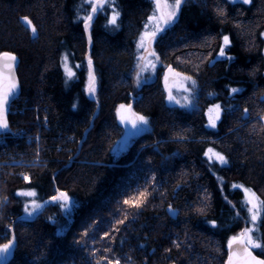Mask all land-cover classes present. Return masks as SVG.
<instances>
[{"label":"trees","instance_id":"obj_1","mask_svg":"<svg viewBox=\"0 0 264 264\" xmlns=\"http://www.w3.org/2000/svg\"><path fill=\"white\" fill-rule=\"evenodd\" d=\"M113 7L117 26L103 7L85 31L83 0H0V54L16 57L13 106L23 110L8 115L6 134L25 131L0 146V246L12 242L3 264H225L229 241L253 228L241 188L259 202L262 247L251 250L264 260V0H184L154 38V81L137 88L135 44L152 1ZM224 36L230 45L217 58ZM165 73L191 79L190 105L167 104ZM119 105L149 128L113 155ZM208 149L227 163L208 161ZM145 191L142 206L123 203ZM60 193L68 211L52 199ZM30 201L41 207L26 213Z\"/></svg>","mask_w":264,"mask_h":264},{"label":"rangeland","instance_id":"obj_2","mask_svg":"<svg viewBox=\"0 0 264 264\" xmlns=\"http://www.w3.org/2000/svg\"><path fill=\"white\" fill-rule=\"evenodd\" d=\"M152 1V11L150 15L148 16L145 25L143 26V29L137 38L136 44H135V50H136V58H135V67L133 72V86L135 88L139 87L142 84H148L154 81L156 69L158 67L157 62V56L154 50V38L151 37V35L145 37L144 39V47H138V44L141 41V37L145 32H148L149 34L153 31L156 24L159 23L160 28L165 27V23L163 20L160 19V17L163 15L165 18L167 17V12L171 10V6L174 5L175 0H160V7L157 8L156 0ZM233 1V0H232ZM83 2L89 6V13L91 12V5L87 2V0H83ZM235 2H241V0H235ZM165 4H167L169 7H165ZM104 7H107L109 9V19L111 18L112 12L114 10L113 4L112 6H109L107 3L104 5ZM155 16L157 19L149 22V17ZM148 25L146 28L145 26ZM158 33V32H157ZM156 33V34H157ZM264 35V34H263ZM156 36V35H155ZM264 38V36H263ZM223 44V41H222ZM140 57H143V59H140ZM217 58H223L219 57L217 55ZM68 66V64H67ZM63 69L66 73L65 69V61L63 59ZM69 69V66H68ZM143 69V70H142ZM72 72V71H71ZM94 73V72H93ZM139 74V77H138ZM67 75V74H66ZM95 75V74H94ZM162 83L163 87L165 89V98L168 105H177V106H183L185 104L190 105L191 104V97L194 93V83L189 79L188 77H185L180 74H171L168 73L162 74ZM88 85H89V72H88V81H87V92H88ZM96 89V86H95ZM89 96H92L94 94H90L88 92ZM171 96V99L169 98ZM13 104V102H12ZM12 104L10 106V110L12 109ZM121 105H119L115 110V116L117 123L122 127L123 129V135L121 139L115 144V146L112 148L111 153L113 155H119L122 152H124L130 145L133 139L138 137L139 135L146 132L149 128L148 121L146 124H142L139 122L137 117L142 116L137 113H135L128 105H124L125 107L123 109L120 108ZM9 110V111H10ZM211 110V111H210ZM207 114V122L208 126H211L212 121H217L218 111L216 109H210ZM10 114V113H9ZM144 117V116H143ZM147 120V118H146ZM136 125V127H133V125ZM209 150V149H208ZM205 152V156L208 161L214 162L218 165H223L224 163H221L219 160L216 159L214 155V151ZM207 153V154H206ZM25 177V176H24ZM24 177H22L24 179ZM25 180V179H24ZM242 193L245 199V202L248 206V211L250 215V219L252 217L253 212L256 213L257 218L260 213V207L259 202L255 195L249 191H246L245 189H242ZM21 192H18V195ZM30 197V196H27ZM251 201V203H249ZM0 203H3V200L0 199ZM58 204L64 211H68L71 207V202L68 199L67 204L65 205V201L63 198H61L58 201ZM27 212L34 211L36 208H34L33 202L30 201L27 203ZM257 221V220H256ZM255 221V222H256ZM252 222V219H251ZM253 223V222H252ZM244 241V237H242ZM249 249H253V247L249 246ZM9 255V254H8ZM7 255V256H8ZM4 258L0 257V264H3Z\"/></svg>","mask_w":264,"mask_h":264},{"label":"snow or ice","instance_id":"obj_3","mask_svg":"<svg viewBox=\"0 0 264 264\" xmlns=\"http://www.w3.org/2000/svg\"><path fill=\"white\" fill-rule=\"evenodd\" d=\"M87 2L91 5V12L88 13L87 15H85L84 17L80 18V19H82V21L84 23L85 31L90 30L91 22L94 18V15L96 13H98L99 11H102L103 7L106 3L109 6H112V4L114 3V0H87ZM183 2H184V0H175L174 5L171 6V10L169 12H167V17L165 18L162 15L160 17V19L163 20L165 24H170L175 19L177 12L179 11V8ZM233 2H235V0H233ZM241 2L244 4H250L252 2V0H241ZM156 3H157V8L159 9L160 0H156ZM165 7L167 8L169 6L167 4H165ZM119 16H120L119 11H116L114 9L108 23L110 25L117 26V20H118ZM156 19L157 18L155 16H150L149 22H152ZM23 22L26 25L31 26V21L28 20L26 17L23 18ZM145 27L147 28L148 25H146ZM31 31H32L33 35H36L37 30L34 26H31ZM159 31H163V29L160 28L159 23H157L155 28L153 29V31L150 34L148 32H145L142 35L141 41L138 44V47L143 48L145 37L151 35V37L154 38L156 33ZM89 43H91V36L90 35H89ZM229 45H230L229 37L224 36L223 37V44L221 45L220 51L218 53L219 57H225L226 56L225 48L228 47ZM0 55H2V57L6 58L7 60L12 61V62H14L16 60V57L12 54H9V53H3ZM227 58L229 60L232 59V57H227ZM140 59H143V57H140ZM64 61H65L66 74H67L68 78L71 79V77L74 75V73L71 72L70 69H68L67 56L64 57ZM11 66H12L11 64L8 65V67H11ZM77 67H79V66L77 65ZM88 70H89L88 92L90 94H94L95 93V75H94L93 70H92V60L90 57L88 59ZM138 77H139V74H138ZM15 88H16L15 83H10L7 88L0 87V130L8 129V123H7V119H6L7 105L9 103L10 96L12 94H14ZM231 91L237 92L239 90L238 89H232ZM169 98L171 99V96ZM74 107H75V105H74ZM124 107H125L124 105L120 106L121 109H123ZM215 108L217 111H219L220 106L216 105ZM245 111H247V110L245 109ZM217 118H219V117L217 116ZM137 119L142 124L147 123L146 118L143 116H139V117H137ZM211 126L215 127V121L211 122ZM133 127H136V125L134 124ZM208 151L212 152V149H209ZM214 155H215L216 159L219 160L221 163H227L226 159L222 155H220L219 153H214ZM24 179L28 180L29 178L27 176H25ZM246 191H248V190H246ZM19 195L35 196V192H32V191L21 192V193H19ZM148 195H149V193H147L146 191L140 192L137 197H135L133 199H126L123 201V203L124 204H130L133 207H140V206H142L144 201L147 199ZM60 198H63V200L65 201V205H66L69 198L67 197V194H65V193H60L59 196L53 197L52 199L55 201V200H58ZM249 203H251V201H249ZM33 205H34V208H36V209L41 207V205L36 204L35 202H33ZM25 211H27V206L25 208ZM29 215H31V213H29ZM125 219H127L126 216H125ZM251 219L253 222V228L245 229V231L241 234V236L244 237L245 251H247V248L249 246H251L253 248L262 247V244L260 242H258V238L253 235L254 232L258 231V226L255 225V221L257 220V215L255 212H253ZM117 223L123 224L124 220L117 221ZM105 235L107 236L108 234L106 233ZM236 239L237 238L233 237L232 240L229 241V247H231L233 241H235ZM178 246L179 245H177V247ZM11 247H12L11 241H9V243H7V244H4L3 246H0V257H3L4 259H6L7 255L10 253ZM248 256L251 257V253H248ZM251 260L254 261V264H264V261H257V260H255V257H251ZM108 264H120V262H119V260H116L115 262H113L112 260H108ZM229 264H232V257L231 256L229 257ZM244 264H249V262L244 261Z\"/></svg>","mask_w":264,"mask_h":264},{"label":"water","instance_id":"obj_4","mask_svg":"<svg viewBox=\"0 0 264 264\" xmlns=\"http://www.w3.org/2000/svg\"><path fill=\"white\" fill-rule=\"evenodd\" d=\"M11 64V67L8 65ZM16 60L14 62L7 60L0 55V87L7 88L10 83H15L16 88L14 89V94L10 96L9 103L7 105L6 119L8 120L9 110L12 102H14L19 95V81L15 72ZM8 123V122H7ZM263 133H264V121L262 122ZM7 132V129L0 130V136ZM228 255L225 264H229V257H232V264H244V261H248L249 264H254L251 257H255L257 261H264L263 259L257 257L251 249L247 248L245 251V244L242 237H238L233 241L231 247L228 245L227 249ZM251 253V257L248 256Z\"/></svg>","mask_w":264,"mask_h":264},{"label":"built area","instance_id":"obj_5","mask_svg":"<svg viewBox=\"0 0 264 264\" xmlns=\"http://www.w3.org/2000/svg\"><path fill=\"white\" fill-rule=\"evenodd\" d=\"M17 100V99H16ZM12 109L9 111V113L10 114H12V113H17V114H22L23 113V110L22 109H16L14 106H13V104H12V107H11ZM23 135H25V131L23 130V129H17V130H15L14 132H10V133H8V134H6V133H4V134H2L1 136H0V146L2 145V144H4V142H5V140H6V138H9V137H14V138H22L23 137ZM38 136H35L34 138H28L27 139V142H29L30 140H31V142H36V143H38ZM24 177V176H23Z\"/></svg>","mask_w":264,"mask_h":264}]
</instances>
